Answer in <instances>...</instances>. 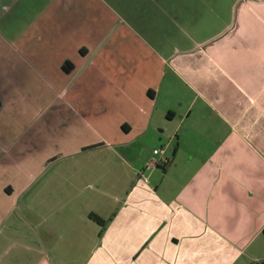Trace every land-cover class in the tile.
I'll return each mask as SVG.
<instances>
[{"label": "crops", "instance_id": "crops-1", "mask_svg": "<svg viewBox=\"0 0 264 264\" xmlns=\"http://www.w3.org/2000/svg\"><path fill=\"white\" fill-rule=\"evenodd\" d=\"M48 1L0 33V264H264V0Z\"/></svg>", "mask_w": 264, "mask_h": 264}, {"label": "rangeland", "instance_id": "rangeland-1", "mask_svg": "<svg viewBox=\"0 0 264 264\" xmlns=\"http://www.w3.org/2000/svg\"><path fill=\"white\" fill-rule=\"evenodd\" d=\"M12 1L13 0H0V33L2 31H5L6 27L10 26L12 24L11 23V21H12V16H11L12 12H15L16 14L17 13H23V7L20 6L22 4H20L17 8L15 7L13 10H12V6L9 7V10H7L6 7L8 5H10ZM39 1H41L43 3L46 2L47 5L44 6L43 12H46V14L50 16L49 18L55 17V16H57V14L64 15V12H68V10H65L63 8V6L58 4V3L48 4V2H49L48 0L47 1L39 0ZM25 2L27 4V6H29L28 3H27V0H25ZM94 2L97 3L96 1H94ZM95 3H92L93 10H96V4ZM66 7L68 8V6H66ZM75 9L80 11L81 5H78V7H76ZM30 12L34 13L33 11H30ZM22 19H23L22 15L20 17L16 16L15 18H13V20L17 23V25H22V27H23V25H25L26 22L23 23ZM20 21H22V22H20ZM2 44H4V42H3V40H2V38L0 36V46Z\"/></svg>", "mask_w": 264, "mask_h": 264}, {"label": "built area", "instance_id": "built-area-1", "mask_svg": "<svg viewBox=\"0 0 264 264\" xmlns=\"http://www.w3.org/2000/svg\"><path fill=\"white\" fill-rule=\"evenodd\" d=\"M165 153H166V147L165 146H161V147H158V148L154 149L155 156H154L153 163L154 164H158L161 161L165 162L166 161Z\"/></svg>", "mask_w": 264, "mask_h": 264}, {"label": "trees", "instance_id": "trees-1", "mask_svg": "<svg viewBox=\"0 0 264 264\" xmlns=\"http://www.w3.org/2000/svg\"><path fill=\"white\" fill-rule=\"evenodd\" d=\"M64 69H65V70H68V63H66V64L64 65ZM91 216H92V218H94L95 220H97V221H101V219H100L97 215L92 214Z\"/></svg>", "mask_w": 264, "mask_h": 264}]
</instances>
